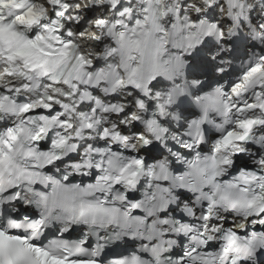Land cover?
<instances>
[{"label":"snow or ice","instance_id":"snow-or-ice-1","mask_svg":"<svg viewBox=\"0 0 264 264\" xmlns=\"http://www.w3.org/2000/svg\"><path fill=\"white\" fill-rule=\"evenodd\" d=\"M0 264H264V0H0Z\"/></svg>","mask_w":264,"mask_h":264}]
</instances>
